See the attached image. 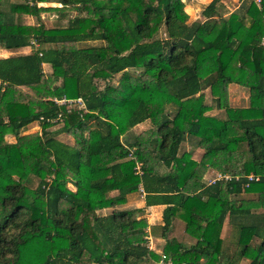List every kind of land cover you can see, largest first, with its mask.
<instances>
[{"label":"trees","instance_id":"obj_1","mask_svg":"<svg viewBox=\"0 0 264 264\" xmlns=\"http://www.w3.org/2000/svg\"><path fill=\"white\" fill-rule=\"evenodd\" d=\"M185 2L0 0V49L14 52L0 57V264H160L153 205H165L162 237L180 219L194 239H165L172 264H264V0L229 15L211 0L193 22ZM230 84L249 89L248 106L230 105ZM64 96L85 108L54 101ZM33 123L41 132L24 133ZM209 171L231 179L207 183ZM136 192L144 207L119 208ZM226 221L238 228L233 253Z\"/></svg>","mask_w":264,"mask_h":264},{"label":"rangeland","instance_id":"obj_2","mask_svg":"<svg viewBox=\"0 0 264 264\" xmlns=\"http://www.w3.org/2000/svg\"><path fill=\"white\" fill-rule=\"evenodd\" d=\"M185 10L188 12L190 18H189V22H193L196 20H204V16L202 14L203 9L210 3L211 0H185ZM249 1V0H248ZM242 3V0H222L221 5L219 7V11L222 15H229L231 12L239 9L240 4ZM41 5H52V6H58L61 5L60 3L56 2V1H49L47 3H41ZM0 8L3 10H8V4L7 3H3L0 4ZM75 12H72V15H75ZM57 18L56 13L54 12H47V13H42V20L43 22L46 24L47 27L53 26L54 22ZM21 22L26 23V24H34L37 23L38 19L29 15H23L20 18ZM160 37H165V33H164V29L162 28L160 31ZM92 44L95 42H91ZM32 49V47H27V48H23L20 49V52H28ZM32 51V50H31ZM14 53V52H13ZM11 51H5L4 49H0V57H7L10 55H14ZM44 69L45 71H49L50 70V66L49 65H44ZM120 75H116V77L113 79V83H116V81L118 80ZM206 94V101L208 104H214L212 97L210 95V91L206 90L205 91ZM229 103L230 105L234 106V107H246L249 105V89L243 86H240L238 84H230L229 85ZM209 114H215L218 115L220 117H224L225 116V111L224 110H219L217 108H213L210 112H208ZM151 126L150 121H146L140 125H137L134 128V132L135 133H141L144 130L148 129ZM60 127V125H55L51 128V130H57ZM39 131L41 132V127L38 123H33L30 124L29 126H27L23 132L24 133H31V132H36ZM58 139L67 142V143H73V138L65 133H59L58 135H56ZM6 139L9 142H14L16 141V138L14 137V135L9 134L6 136ZM191 148V144H189L188 142L183 143L182 146V150H188ZM203 148L199 149L196 148L193 151V157L196 160L201 159L202 155L200 151ZM217 176V172L215 171H209L206 175H205V181H207V183H213V178H215ZM34 185L37 184V179L34 178ZM71 187V189L75 190L76 187L73 184L69 185ZM133 195H130V201H132L128 207L124 205L119 206V208L121 207H126V208H131L133 205H139V203L144 200V196L140 193V192H136V193H132ZM256 194L254 193H243L241 196H239V198L242 199H251L253 197H255ZM145 201V200H144ZM145 203V202H144ZM133 204V205H132ZM110 211H112V208H108V209H103L100 210L99 213L100 214H107ZM258 213H263L264 214V209H259V210H255ZM180 219H175L173 227L171 229V231L168 233V236H170V238L172 237H176L178 238V241H183V242H187L188 244L192 243L194 241V239L192 237H190L186 232H182V229L184 228V226L181 224V222H177ZM227 222V221H226ZM237 227L231 225L229 222H227L224 225L223 231H222V236L225 239V243H224V248L227 250L228 253H233L235 251H237L239 249L238 244H237V236H238V232H237ZM157 235L160 234L161 230H157ZM153 234V233H152ZM182 234V237H179L178 235ZM150 238L152 239V242H154L152 244V247L156 250H163L164 248V241L159 240L154 237V239L152 238L151 234L149 233ZM260 241V239H253L251 244H257ZM241 261V262H240ZM238 262V264H248L247 260H240Z\"/></svg>","mask_w":264,"mask_h":264},{"label":"crops","instance_id":"obj_3","mask_svg":"<svg viewBox=\"0 0 264 264\" xmlns=\"http://www.w3.org/2000/svg\"><path fill=\"white\" fill-rule=\"evenodd\" d=\"M5 51H8L6 49H4ZM29 52V51H28ZM201 149V148H199ZM203 150V149H202ZM201 152V155L203 154L204 150L203 151H200ZM130 195H133V194H130ZM130 195L128 196V201L127 203L125 204L126 207L129 206V204L132 202L130 201ZM145 201L142 200L139 205H133L131 208H141V207H144L145 206ZM126 207H121V208H126ZM165 208V205H153V206H149V207H145V215L148 219V222H149V232L152 236V238L154 239V237L159 240H162L165 242V239L166 238H170V236L167 235L166 238L162 237L161 236V232L160 234L157 235V230H160V225L163 224V217H162V213H163V209ZM177 222H181V224L184 226V228L182 229V232H185V223L181 220H178ZM153 233V234H152ZM179 237H182V234H179L178 235ZM178 239V238H177ZM155 242V241H154ZM153 242V243H154ZM159 252H162L161 250H158Z\"/></svg>","mask_w":264,"mask_h":264},{"label":"built area","instance_id":"obj_4","mask_svg":"<svg viewBox=\"0 0 264 264\" xmlns=\"http://www.w3.org/2000/svg\"><path fill=\"white\" fill-rule=\"evenodd\" d=\"M257 2H260V0H257ZM263 44H264V38H263ZM54 101L58 104H66V105H72V104H78V107L80 109H84L85 108V103H84V100L80 97V98H77V99H67L65 96L61 99H58V98H54ZM139 173H140V170H138ZM220 179H231V176L227 175V174H222V173H217V176L215 178H213V182H215L216 180H220ZM248 179L250 180H258L259 177L254 175V174H250L248 176ZM212 183V182H211ZM149 230V229H148ZM148 241H149V247L151 249H154L152 247V239L150 238V235L148 236ZM152 243V244H151ZM162 255H161V260H160V264H172V260L170 258H167V256L161 252Z\"/></svg>","mask_w":264,"mask_h":264}]
</instances>
